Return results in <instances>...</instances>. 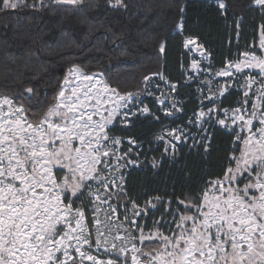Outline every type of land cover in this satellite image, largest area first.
Instances as JSON below:
<instances>
[{"label":"snow or ice","instance_id":"1","mask_svg":"<svg viewBox=\"0 0 264 264\" xmlns=\"http://www.w3.org/2000/svg\"><path fill=\"white\" fill-rule=\"evenodd\" d=\"M51 3L75 8L84 0ZM253 3L264 8V0ZM106 4L127 8L125 0ZM38 5L47 6L45 0H0V11L39 10ZM219 7L226 8L223 0ZM177 27L183 30L182 23ZM184 47L202 49L191 37ZM259 49L264 53V25ZM159 51L164 53L163 43ZM242 55L214 73L229 78L217 80L215 87L211 69L205 70L208 94L188 120L202 132L214 121L232 133L228 165L197 196L177 198L175 209L160 196L144 205L128 197L123 169L138 165L131 155L141 143L131 136L125 141L113 129L130 128L134 117L160 119L139 91L121 92L105 72L74 64L47 106L30 107L39 104V86L27 85L19 95L0 94V264H264V54ZM191 68L201 71L196 60ZM156 75L170 93L176 91V84ZM150 79L144 78L146 89ZM233 90L242 98L233 108L223 107ZM170 93L144 94L174 119L183 108ZM190 135L209 150L210 137L196 141L180 126L166 127L156 139L164 142V154L174 155ZM125 142L129 147L122 151ZM160 206L164 212L149 228L142 221Z\"/></svg>","mask_w":264,"mask_h":264},{"label":"trees","instance_id":"2","mask_svg":"<svg viewBox=\"0 0 264 264\" xmlns=\"http://www.w3.org/2000/svg\"><path fill=\"white\" fill-rule=\"evenodd\" d=\"M218 2L125 0L126 9H111L106 0H84L75 8L45 0L47 6L38 5L39 10L0 11V94L19 95L27 85L39 86V104L30 107L47 106L54 103L65 73L74 64L86 72H105L121 92H141L145 77L162 73L177 85L174 98L183 111L171 119L146 101L159 121L134 117L130 128L117 124L112 134L125 140L135 137L141 143L131 155L138 165L124 170L128 197L144 205L160 196L171 200L175 209L177 198L197 196L206 181L222 174L234 140L230 131L214 123L205 135L211 138L207 152L203 143L188 139L177 145L174 155L164 154V142L156 139L163 128H186L199 107L197 83L185 79L190 57L184 50V38H195L209 54L211 67L221 69L256 48L264 25V8L254 6L253 0H223V10ZM181 23L182 31L177 27ZM161 43L164 53L159 51ZM36 73L39 78L30 79ZM236 97L233 91L222 106L235 107ZM123 145L122 151H127L128 144ZM156 211L163 213V206Z\"/></svg>","mask_w":264,"mask_h":264},{"label":"rangeland","instance_id":"3","mask_svg":"<svg viewBox=\"0 0 264 264\" xmlns=\"http://www.w3.org/2000/svg\"><path fill=\"white\" fill-rule=\"evenodd\" d=\"M218 5H219V2H218ZM253 5H254V6H257V5H255L254 3H253ZM178 29H179V28H178ZM260 35H261V34H259V35H258V38H257L256 48H255L253 51H248V52H255L257 55L264 54V53H262L261 50L259 49ZM186 38H189V37H185V38H184V41H185ZM194 39H195V38H194ZM195 40H196V39H195ZM196 41H197V40H196ZM183 44H184V43H183ZM197 44H198V45H201V44H199L198 41H197ZM193 47H194L193 45H189V48H193ZM184 50H185V52L188 54V56L190 57L189 64L187 65V67H186V69H185V79H186V81H188V82L191 81V82H195V83H197V86H195V87H196V89L198 90L199 101H200V99H201L202 96H205V95L208 94V93H207V88H206V86H205V82H206V80L209 78V76H208V73H207L205 70H207V69H209V68L211 69L212 74H213V86H214V87L216 86L215 82H216L217 80L223 82V81L229 79V78H225V77H214V73H215L216 71H219L220 69H215V68H212V67H211V61H210L209 54H208L207 51L203 48V46H202V49H200V48H196L195 50H193V51H191V52H190L187 48H185V47H184ZM200 51H203V52H204V56H203V57L200 55ZM242 54H243V53H242ZM242 54H241V56H240L239 59L234 60V61H232V62L238 61V60H240V59H244V57H243ZM193 60H196V61L198 62L199 67H200V69H201L200 72H196L195 70H193V69L191 68V64H192V61H193ZM224 67H225V66H224ZM221 69H222V68H221ZM66 73H67V72H66ZM66 73H65V74H66ZM64 77H65V76H64ZM150 78H151V79L148 81V84H147V89L145 88V84H144V82H143L142 90H141V92L139 91V92L141 93V99L143 100V102H144L145 104H147L146 101H150V102L154 103V105H156L157 107H159V106L155 103V100H154V97H153V96H148V95H145L144 93H145L146 90H151L153 93H156V95H160L161 93L169 94V93H170L169 85L166 84L163 80H160L158 75H156V76H154V77H150ZM156 85H159V89H157ZM201 90H203V91H201ZM233 91L235 92V90H233ZM235 93H236V92H235ZM170 94H171L172 97H175V96H174V94H175L174 92H173V93H170ZM241 98H242L241 96H238V95H237V97H236V101H237L238 99H241ZM146 99H147V100H146ZM172 102H174V103H179L175 98H174V100H173ZM166 103H167V102H166ZM205 103H207V101H205ZM169 106H170V105H169ZM199 108H200V103H199V107H198L197 111L199 110ZM197 111H196V112H197ZM162 114H163V113H162ZM221 115H222V113H221ZM191 118L194 119V115H193ZM212 123L218 125V124L215 123L214 121H213ZM208 126H209V124H205V126H204L205 129H206V131H207ZM218 126H220V125H218ZM180 127H181V126H180ZM220 127H221V126H220ZM169 128H173V127H169ZM184 128H185V127H184ZM186 128L190 129L192 134H195L196 141H199V140H200L201 135L205 136L206 133H207L206 131H203V132H202L199 128L194 127L193 125H190L189 123L187 124ZM191 128H192V129H191ZM221 128H223V127H221ZM163 129H164V128H163ZM223 129H225V128H223ZM225 130H227V129H225ZM227 131H229V130H227ZM161 133H162V130H161ZM189 139H191V142H194V141L192 140V138H191V135L189 136ZM125 141H126V140H125ZM125 143H126V142H125ZM183 144H185V143H181V144H178V145H183ZM122 147H124V145H123ZM130 165H131V164H130ZM128 166H129V165H128ZM128 166H127L126 168H124L123 171L126 170V169L128 168ZM161 214H162V212H157L156 210L153 212V211L151 210V213H149L148 217L145 218L142 222H143V223H146L147 226H148L149 228H151V227H152V220H153V218H154V217H155V218H159V216H160ZM166 230H167V226H165V231H166Z\"/></svg>","mask_w":264,"mask_h":264}]
</instances>
